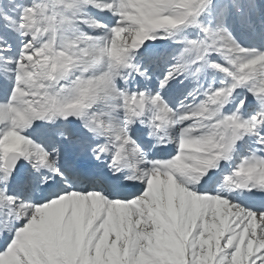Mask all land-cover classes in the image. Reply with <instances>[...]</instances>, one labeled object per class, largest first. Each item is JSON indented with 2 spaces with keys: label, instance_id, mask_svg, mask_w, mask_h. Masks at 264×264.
<instances>
[{
  "label": "rangeland",
  "instance_id": "obj_1",
  "mask_svg": "<svg viewBox=\"0 0 264 264\" xmlns=\"http://www.w3.org/2000/svg\"><path fill=\"white\" fill-rule=\"evenodd\" d=\"M76 1L4 0L0 3V18L2 14L4 17L0 22V140L4 139L0 147L4 155L7 149L17 148L30 165L25 187L20 191L19 185L16 191L10 186V176L0 179V204L3 203L0 228L8 230V240L4 243L0 240V264H264V209L251 207L246 199L239 200L226 191L216 194L213 189L198 188V182L210 168L220 171V184L264 183V123L247 117L248 111L255 109L248 102L258 85L255 82L259 79V83H264V54L248 50L242 36L231 32V16L226 12L224 17L221 13L217 15L219 8L226 7L222 2L215 5L213 0L210 4H203L202 0H81L79 4ZM236 4L252 21L255 12L250 6L244 1ZM36 5L34 10L30 9ZM98 11L102 18L97 21L105 27L102 41L96 37L98 34H93L95 20L90 18L94 12L97 17ZM38 19L45 24L53 19V28L41 40L35 31ZM198 23L208 36L209 32L214 35L212 54L205 49L207 36L198 31ZM250 28L257 29V23L253 22ZM238 29L241 30L239 23ZM145 44L152 49L142 50ZM159 53L160 61L154 57ZM128 62L135 67L132 75L126 71ZM66 64L74 68L66 70L63 66ZM222 64L229 68L241 66L243 71H237V78L232 77L227 85L221 84L213 105L203 104L200 99L206 98L205 85L209 95L214 90V82L223 81L222 72L217 70ZM214 67L216 71L211 69ZM180 68L186 70L185 86L176 91L175 87L181 84L175 78ZM70 72L76 74L71 83L68 82ZM244 76L254 81L249 83ZM49 80L53 87L59 81L68 83L73 89L71 100L65 99L59 105L57 100H49L45 94ZM167 82L174 86H160ZM190 83L203 87L189 89ZM234 93L245 94L232 98ZM87 100L97 102L90 106V118H86V113L83 115L86 121L94 125V117L97 127L109 125L111 129L102 131L98 145L107 143L111 154L120 136L127 138V143H123L133 157L142 156L139 169L145 185L143 194L133 205L142 217L137 221L131 216H122L127 231L122 240L116 235L120 218L107 216L100 201L94 209L75 199L71 207L55 201L42 207L36 203L42 178L46 177L44 172L36 171L40 169L41 157L46 155L55 170L65 172L64 154L67 142L74 136L65 138L62 132L68 130L64 127L53 131L47 125L55 114L60 116L56 107L71 105L81 114ZM142 102L146 104V133L157 131L158 111L161 116L175 118L170 124L172 136L180 138L181 133L192 130L180 146L179 158L182 169L193 174L184 179L178 167H172V172L164 171L173 182L170 190L164 189L165 181L159 185V181L167 180L163 174L157 177L152 174L149 180L152 183H147L151 155L149 149L139 146L143 140L136 136L133 123L135 111ZM218 102L234 107L236 114L247 110L241 114L242 123L227 119L228 126L236 124L234 128H227L223 127L220 115L204 118L207 111H214ZM34 109L39 113L45 111L46 115L30 118ZM17 133L23 134L22 140ZM236 139L248 146L246 154L238 155L239 160L234 164H225L229 169L217 168L220 158L211 149H217L218 145L220 154L228 147L235 149ZM151 149L156 148L151 146ZM176 161V158L172 160ZM33 177L37 178V188H33ZM63 183L72 185L73 181L67 179ZM75 186L81 188L79 184ZM8 192L14 198L9 200ZM21 195L25 198L18 209L26 225L17 237L13 233L16 222L9 204ZM94 196L100 200L97 193ZM52 208H56L53 209L56 217H51ZM88 221H92L93 228L88 226ZM98 222L104 223L106 237L101 234L92 237ZM103 241L106 256L101 258L97 246Z\"/></svg>",
  "mask_w": 264,
  "mask_h": 264
},
{
  "label": "bare ground",
  "instance_id": "obj_2",
  "mask_svg": "<svg viewBox=\"0 0 264 264\" xmlns=\"http://www.w3.org/2000/svg\"><path fill=\"white\" fill-rule=\"evenodd\" d=\"M51 24H52V22L50 21V19L47 21V24H45V22L38 19L36 21L35 30L38 32L39 35L44 34L45 32H48V30L51 27ZM137 118L138 117H136V123L139 124V121L137 120ZM162 120L165 123V129H166L165 134L164 135H157L156 133H154L152 135H148L146 137V142L151 143L152 140H156V139L163 138L164 136H166V138L169 140L168 141L169 149L171 150V152L176 153V149L173 147V144H172L173 140L171 138H169V136H168V126H167L168 122L165 121L162 117H160L159 123ZM76 133L78 135L77 140L81 143L80 145H78L77 151L78 152L83 151L87 156V159L83 160L82 162H85L88 166H91V167L92 166H98V165H100V166L105 165L106 167L109 166V168L105 169V173L107 174L108 179H109V181L107 182L109 185L115 184L116 186H119L121 188L120 190H122L126 184H131L132 186H138V185L143 186V182L140 179L138 173L135 170H133V168H132V163L130 162V159L128 158L126 151H125L126 158H125V162H124L123 168H122L121 165H116L115 162H109L107 160H104L102 154H105V149H103L100 146H94V144L96 143V141H94V137L97 134V131L94 127H92L90 124H83V121H81V123L77 126V132ZM79 134H80V136H79ZM158 141H160V140H158ZM119 144H123V143L119 142ZM161 144L162 143L160 142L159 145H161ZM236 159H237V153L233 152L231 150H228L222 156L221 162L219 163V166L223 167L225 162L228 164L234 163L236 161ZM68 160H69L71 165L76 166L77 160H82V159H77L74 155H70ZM28 165L29 164L25 161V164L23 165V167L20 171L14 172L11 174L12 175V182H10V185L16 186L17 183H19V182L21 183L25 180L24 170L28 169ZM122 169L127 171L129 173V176L127 178H125L123 181H119V182L112 181L113 177L116 176V174H118V172H121ZM44 170L46 173V178H44L42 180V184L45 185L47 179L50 176H52L53 173H50L49 170L46 171V168H44ZM65 178H66V175H61L60 182H59V184H56L55 188H52V189L40 188L39 189V199H40L39 201L44 202V201L48 200L49 198H51L52 196H56L57 202H59L61 204V206L67 205V206L71 207V203L75 199V200H79L83 204H88L91 207V209H94L95 206L99 203V200L94 196L97 193L99 196L101 204L104 206L105 213L108 214V212H109L108 209H110V210L116 211V214H118L121 221L119 223V229L116 230V235L121 240L124 239V237L126 235L124 227H123V222H122V216L125 214V212L123 210L129 208L131 213L134 215V218H139L142 216L139 212H137L135 210V208L132 206L131 203H128L126 201V199H128L130 197L139 196L141 193L139 191L136 194H134L128 198H125V199L121 198L120 196H116L114 198H111V197L106 196L103 193H100V191H98L97 189L91 188V187H89L86 190H85V188H83L82 192H81V190L79 192V189L77 190L75 188V186H71V185L69 186V185L63 184L61 179H65ZM15 179H16V184L14 183ZM212 180L213 179L208 180L207 183L209 186H211ZM164 184L166 185V188H164L165 190L166 189L170 190L172 188V184L168 179L165 180ZM225 184L228 186L227 183H225ZM248 187L250 188L249 190L247 189ZM34 188H36L35 184H34ZM70 190L72 192H70ZM92 190H94L95 192L89 193V191H92ZM233 194H237L240 198L246 197L249 202H253L255 204H258L261 207H264V195L258 194L256 192V187H253V186H246L243 188L238 187L237 190H234ZM80 210H81V208H80ZM103 224L100 222H98L96 224L97 228L93 229V232H92L93 236L92 237H98V236H100V234L103 237H106V230H105L106 227H104ZM92 225H93L92 221H90V222L88 221V226L92 227ZM6 236L7 235L5 233H1V239L3 241H6L5 240ZM90 236H91V234H90ZM103 246H104V241L100 242L97 246L98 254L101 258H103L104 255L106 256V251H105Z\"/></svg>",
  "mask_w": 264,
  "mask_h": 264
},
{
  "label": "water",
  "instance_id": "obj_3",
  "mask_svg": "<svg viewBox=\"0 0 264 264\" xmlns=\"http://www.w3.org/2000/svg\"><path fill=\"white\" fill-rule=\"evenodd\" d=\"M13 157H16L17 158V161L15 163L14 166L11 165V162H12V158ZM22 157L20 155H16V153H11L8 155V158H7V165L9 168H17L18 167V164L19 162L21 161Z\"/></svg>",
  "mask_w": 264,
  "mask_h": 264
},
{
  "label": "trees",
  "instance_id": "obj_4",
  "mask_svg": "<svg viewBox=\"0 0 264 264\" xmlns=\"http://www.w3.org/2000/svg\"><path fill=\"white\" fill-rule=\"evenodd\" d=\"M253 257H254V254H253ZM218 258V257H217Z\"/></svg>",
  "mask_w": 264,
  "mask_h": 264
}]
</instances>
